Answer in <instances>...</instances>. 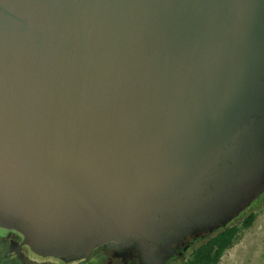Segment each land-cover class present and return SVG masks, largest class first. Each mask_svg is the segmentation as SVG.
<instances>
[{
  "label": "water",
  "instance_id": "1",
  "mask_svg": "<svg viewBox=\"0 0 264 264\" xmlns=\"http://www.w3.org/2000/svg\"><path fill=\"white\" fill-rule=\"evenodd\" d=\"M264 190V0H0V225L37 253L165 264Z\"/></svg>",
  "mask_w": 264,
  "mask_h": 264
},
{
  "label": "flooded vegetation",
  "instance_id": "2",
  "mask_svg": "<svg viewBox=\"0 0 264 264\" xmlns=\"http://www.w3.org/2000/svg\"><path fill=\"white\" fill-rule=\"evenodd\" d=\"M207 233L188 234L175 244V252L168 256L165 264L176 258H183ZM139 259L126 246L105 243L92 250L85 258L72 256L43 255L34 251L15 229L0 225V264H138Z\"/></svg>",
  "mask_w": 264,
  "mask_h": 264
},
{
  "label": "trees",
  "instance_id": "3",
  "mask_svg": "<svg viewBox=\"0 0 264 264\" xmlns=\"http://www.w3.org/2000/svg\"><path fill=\"white\" fill-rule=\"evenodd\" d=\"M263 194L264 190L253 202L261 198ZM242 213L243 211L226 226L207 233L194 245L180 264H218L224 253L239 240L242 231L249 228L257 216L256 212H250L239 219Z\"/></svg>",
  "mask_w": 264,
  "mask_h": 264
},
{
  "label": "rangeland",
  "instance_id": "4",
  "mask_svg": "<svg viewBox=\"0 0 264 264\" xmlns=\"http://www.w3.org/2000/svg\"><path fill=\"white\" fill-rule=\"evenodd\" d=\"M250 212L257 213L253 224L242 231L239 240L224 253L218 264H264V194L251 203L239 219ZM189 252L183 258H176L168 264H180Z\"/></svg>",
  "mask_w": 264,
  "mask_h": 264
}]
</instances>
